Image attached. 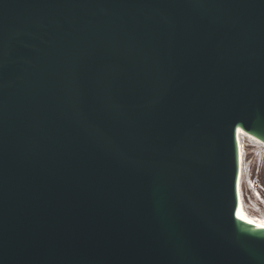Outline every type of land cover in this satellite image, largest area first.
<instances>
[{
    "label": "water",
    "instance_id": "obj_1",
    "mask_svg": "<svg viewBox=\"0 0 264 264\" xmlns=\"http://www.w3.org/2000/svg\"><path fill=\"white\" fill-rule=\"evenodd\" d=\"M238 129L264 0H0V264H264Z\"/></svg>",
    "mask_w": 264,
    "mask_h": 264
},
{
    "label": "bare ground",
    "instance_id": "obj_2",
    "mask_svg": "<svg viewBox=\"0 0 264 264\" xmlns=\"http://www.w3.org/2000/svg\"><path fill=\"white\" fill-rule=\"evenodd\" d=\"M236 134H237V151H238V164H239L238 194L241 200V213L245 214L247 218L254 220L257 224L264 226V205L262 204L263 199L260 193L258 194V196H260L259 199L262 201L258 200L257 198L255 199L256 201L259 202L262 208L261 206H255V204L252 206L251 205L249 206L247 205L248 201L246 202V198L244 194V186L246 183V179L249 177V172H248V169L245 168L244 166L245 161L247 159L246 157H244L246 155H245V150L243 146V145H246V147H249L252 150L250 152L254 154L256 159H258V157L260 158V156H262V154L264 153V142L246 134L242 129H238ZM254 149H258L260 151H256ZM263 157L259 160H263ZM246 191H247V188H246Z\"/></svg>",
    "mask_w": 264,
    "mask_h": 264
},
{
    "label": "rangeland",
    "instance_id": "obj_3",
    "mask_svg": "<svg viewBox=\"0 0 264 264\" xmlns=\"http://www.w3.org/2000/svg\"><path fill=\"white\" fill-rule=\"evenodd\" d=\"M244 146V150H245V155H246V161H245V168L248 169V172H249V177L248 178H252L254 181L256 180L258 184H254V189L253 190H256L260 193L262 199H263V205H264V191H262L260 188H258V186H262L263 184V187H264V174H260L259 178H256V168H255V172L252 174V176L250 175L251 171H252V167L253 165L257 164L258 162V159H256V157L254 156V154L250 151H252L249 147H246V145H243ZM247 149V150H246ZM256 151H260L258 149H254ZM264 154V153H263ZM262 154V156H260L259 159H261L264 155ZM261 161H264V157H263V160ZM248 180V179H247ZM254 183V182H253ZM246 188H247V185L245 183V186H244V194H245V198H246V202H247V205H254L255 206H261L259 204L258 201H256V199L254 198V194L252 193V191H250L248 188H247V191H246ZM253 202V203H252ZM262 208V206H261ZM262 210V209H261Z\"/></svg>",
    "mask_w": 264,
    "mask_h": 264
},
{
    "label": "clouds",
    "instance_id": "obj_4",
    "mask_svg": "<svg viewBox=\"0 0 264 264\" xmlns=\"http://www.w3.org/2000/svg\"><path fill=\"white\" fill-rule=\"evenodd\" d=\"M255 168H256V178H259L260 174H264V161L258 160L257 164L253 165L252 167V171L250 173V175L252 176V174L255 172ZM255 182H257L255 180ZM258 184V183H257ZM260 186V185H259ZM263 186V184H262ZM260 186L259 188L264 191L263 187Z\"/></svg>",
    "mask_w": 264,
    "mask_h": 264
},
{
    "label": "built area",
    "instance_id": "obj_5",
    "mask_svg": "<svg viewBox=\"0 0 264 264\" xmlns=\"http://www.w3.org/2000/svg\"><path fill=\"white\" fill-rule=\"evenodd\" d=\"M263 187V186H262ZM263 189H264V187H263Z\"/></svg>",
    "mask_w": 264,
    "mask_h": 264
}]
</instances>
